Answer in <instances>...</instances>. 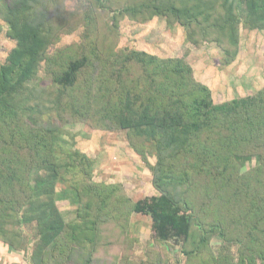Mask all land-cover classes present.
I'll list each match as a JSON object with an SVG mask.
<instances>
[{"label":"rangeland","instance_id":"rangeland-1","mask_svg":"<svg viewBox=\"0 0 264 264\" xmlns=\"http://www.w3.org/2000/svg\"><path fill=\"white\" fill-rule=\"evenodd\" d=\"M24 4L10 19L12 0H0V224L22 233L25 256L37 235L27 220L46 209L50 264H264L256 141L223 139L228 151L180 129L159 149L116 122L184 107L203 88L215 105L264 93V0ZM150 197L187 218L184 242L155 239L151 218L132 212Z\"/></svg>","mask_w":264,"mask_h":264},{"label":"trees","instance_id":"trees-1","mask_svg":"<svg viewBox=\"0 0 264 264\" xmlns=\"http://www.w3.org/2000/svg\"><path fill=\"white\" fill-rule=\"evenodd\" d=\"M12 3L14 4L13 8L9 7L7 11L11 14H17L16 16L8 15V18L18 19V15L22 13L23 5H25L24 0H12ZM130 58L139 61L140 57L130 55ZM80 69L81 65H70L61 82L63 81L66 87L72 86L76 80V73ZM6 75H8L7 71L3 70L2 77L6 78ZM120 101L123 104V99ZM173 104L169 109L161 112H152L147 108L139 112L132 111L125 114L122 119H117L116 122H118L119 128L129 129L138 137L156 140L159 149L170 146L173 142L174 133L180 129L184 131L183 133H189L190 137L194 138H198L199 133L203 130L208 131V135H212L215 143L221 148H227L230 145L229 140L223 139L236 140L239 138V140H245L244 143L248 140L256 141L263 148L259 156V162L264 164V93H257L254 97L236 99L221 105H215L209 92L203 88L184 107L179 102ZM2 114L3 112L0 111V117L3 116ZM224 116H226L225 119H223ZM229 116H231V119ZM225 121L232 123V128L227 127ZM226 129H232V132L235 133L223 134L222 132H225ZM15 131L21 133L18 129ZM29 139L30 141L33 140L32 137ZM4 143H6L5 146L7 145L5 147L6 152H10L9 140ZM225 145L227 147H224ZM228 151L230 150L228 149ZM51 170L53 171V169ZM16 172L14 175L18 179L19 176ZM167 177L170 178V176ZM184 180L187 181V178ZM184 180L183 182H185ZM17 183L19 184V180H17ZM40 211L27 220L30 223L36 221L37 235L35 237V247L32 250L31 264H47L46 262L50 264L51 260H55V257L52 258V254L55 253L53 245L54 233L57 232L55 224L57 223L53 221L54 217L52 218L51 214L46 213V209ZM132 212L147 215L151 218L154 237L159 241L173 240L180 243L187 239L188 220L185 216L179 214L178 208L166 197H150L135 202L132 206ZM1 225L0 242L17 250L25 245L23 244L24 240L21 232L18 233L13 227L2 229ZM44 242H48V244H44ZM41 244H43L44 250H41ZM43 259L45 260L43 261Z\"/></svg>","mask_w":264,"mask_h":264},{"label":"crops","instance_id":"crops-1","mask_svg":"<svg viewBox=\"0 0 264 264\" xmlns=\"http://www.w3.org/2000/svg\"><path fill=\"white\" fill-rule=\"evenodd\" d=\"M32 243L33 244L31 245H34L35 241ZM26 246L23 245L17 250L14 247L1 242L0 243V264H31L32 248L30 249V252H26V254L29 253L28 254L29 256L27 258L23 251L24 248H26Z\"/></svg>","mask_w":264,"mask_h":264}]
</instances>
